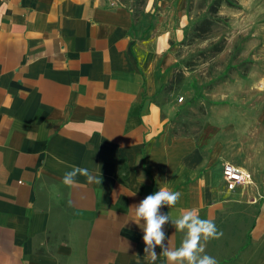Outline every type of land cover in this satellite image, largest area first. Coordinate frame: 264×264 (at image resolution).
<instances>
[{
    "label": "crops",
    "instance_id": "crops-1",
    "mask_svg": "<svg viewBox=\"0 0 264 264\" xmlns=\"http://www.w3.org/2000/svg\"><path fill=\"white\" fill-rule=\"evenodd\" d=\"M187 1L0 0V264H152L132 206L161 187L182 193L161 212L195 208L223 232L206 245L218 264H264V174L238 121L227 145L224 128L171 131ZM225 163L252 183L228 189ZM74 165L101 183L65 185ZM165 232L179 247L185 234Z\"/></svg>",
    "mask_w": 264,
    "mask_h": 264
},
{
    "label": "rangeland",
    "instance_id": "rangeland-1",
    "mask_svg": "<svg viewBox=\"0 0 264 264\" xmlns=\"http://www.w3.org/2000/svg\"><path fill=\"white\" fill-rule=\"evenodd\" d=\"M120 1L138 11L147 0ZM214 1H187L183 38L176 44L177 90L165 94L181 107L171 131L197 135L205 126L213 131L220 127L227 142L232 129L227 121H238L250 152L240 155L259 164L264 174V0L256 5L246 0L245 9L242 0H236L237 7L224 0L217 14L211 10ZM237 153L233 150L232 158H239L233 155ZM239 190L252 192L241 186Z\"/></svg>",
    "mask_w": 264,
    "mask_h": 264
},
{
    "label": "clouds",
    "instance_id": "clouds-1",
    "mask_svg": "<svg viewBox=\"0 0 264 264\" xmlns=\"http://www.w3.org/2000/svg\"><path fill=\"white\" fill-rule=\"evenodd\" d=\"M83 176L87 183H101V178L96 176L86 167L72 166L64 173L62 182L67 186L77 183V177ZM182 197L180 191H173L161 187L158 191L147 195L139 204L133 205V222L143 231L144 254L150 258L152 264L157 259L156 248H160L168 264H218L213 256L206 253V245L211 240H218L223 236L215 222L211 219H202L199 211L190 208L178 217L170 213L161 212L162 207H174ZM171 224L175 230L183 232L184 238L177 248L168 246V237L165 225Z\"/></svg>",
    "mask_w": 264,
    "mask_h": 264
},
{
    "label": "built area",
    "instance_id": "built-area-1",
    "mask_svg": "<svg viewBox=\"0 0 264 264\" xmlns=\"http://www.w3.org/2000/svg\"><path fill=\"white\" fill-rule=\"evenodd\" d=\"M183 98H180L182 101ZM223 179L228 189L234 190L239 185L252 183V175L246 170L231 163H225L223 168Z\"/></svg>",
    "mask_w": 264,
    "mask_h": 264
},
{
    "label": "trees",
    "instance_id": "trees-1",
    "mask_svg": "<svg viewBox=\"0 0 264 264\" xmlns=\"http://www.w3.org/2000/svg\"><path fill=\"white\" fill-rule=\"evenodd\" d=\"M222 2H224V0H215L212 5H211V10L212 12H214L215 14H217V11L219 9V7L221 6ZM225 3H227L228 6L230 7H237L238 6V3L236 0H225ZM221 18V17H220ZM218 46L216 45L215 48H217ZM217 51H220V49H217ZM229 70V67H227V70L226 72ZM246 74L242 73V77H245ZM175 79L172 78L167 84H165L164 88H163V91H164V94H169V93H173L177 90V86L175 84ZM199 134V133H198ZM198 134L196 136H198ZM175 136H186V135H190L188 133H185V134H174ZM193 135V134H191Z\"/></svg>",
    "mask_w": 264,
    "mask_h": 264
}]
</instances>
